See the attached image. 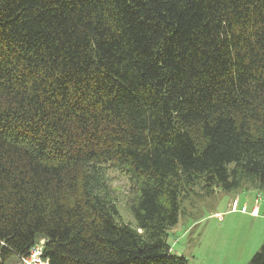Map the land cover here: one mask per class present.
Instances as JSON below:
<instances>
[{"label": "trees", "instance_id": "trees-1", "mask_svg": "<svg viewBox=\"0 0 264 264\" xmlns=\"http://www.w3.org/2000/svg\"><path fill=\"white\" fill-rule=\"evenodd\" d=\"M199 185L264 193V0H0V264H188Z\"/></svg>", "mask_w": 264, "mask_h": 264}, {"label": "rangeland", "instance_id": "rangeland-1", "mask_svg": "<svg viewBox=\"0 0 264 264\" xmlns=\"http://www.w3.org/2000/svg\"><path fill=\"white\" fill-rule=\"evenodd\" d=\"M106 181L120 220L134 226L129 209L131 183L116 170L106 172ZM181 210L167 243L188 264H248L264 245L262 192L239 189L227 193L214 188L207 193L199 185L184 198ZM15 264L24 263L18 260Z\"/></svg>", "mask_w": 264, "mask_h": 264}, {"label": "built area", "instance_id": "built-area-1", "mask_svg": "<svg viewBox=\"0 0 264 264\" xmlns=\"http://www.w3.org/2000/svg\"><path fill=\"white\" fill-rule=\"evenodd\" d=\"M232 206L235 207V202ZM252 212L254 213L255 210H253ZM40 244H42V242H40ZM21 261L24 264H47L45 261L41 259V246L40 245H36L34 248H32L29 253V257L26 259H21Z\"/></svg>", "mask_w": 264, "mask_h": 264}, {"label": "bare ground", "instance_id": "bare-ground-1", "mask_svg": "<svg viewBox=\"0 0 264 264\" xmlns=\"http://www.w3.org/2000/svg\"><path fill=\"white\" fill-rule=\"evenodd\" d=\"M254 210H256V208Z\"/></svg>", "mask_w": 264, "mask_h": 264}]
</instances>
